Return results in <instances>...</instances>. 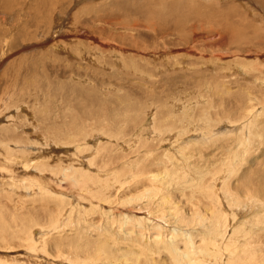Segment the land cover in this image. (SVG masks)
<instances>
[{
	"label": "rangeland",
	"instance_id": "rangeland-1",
	"mask_svg": "<svg viewBox=\"0 0 264 264\" xmlns=\"http://www.w3.org/2000/svg\"><path fill=\"white\" fill-rule=\"evenodd\" d=\"M245 105L256 114L254 135L233 169L246 184L262 187L264 0H0V174L11 179L0 184V259L29 257L21 246L29 236L19 224L26 217L43 222L40 210L54 207L45 196L49 190L42 197L21 193L36 169L65 162L87 170L82 155L87 149L100 152L108 144L126 149L125 142H143L158 120L167 133L182 138L183 152L198 146L191 162L209 167L205 160L232 149L240 130L227 118H239ZM29 112L32 122L26 121ZM208 114L213 126L205 141L198 124ZM93 131L102 136L87 138ZM221 139L225 148L218 146ZM178 143L159 145L177 163ZM8 149L21 165H3ZM65 188L58 192L68 209L77 194ZM82 205L90 209L89 201ZM105 212L113 213L108 206ZM97 218L95 214L87 222ZM71 226L51 232L49 239L59 236L65 244L94 240L88 224ZM41 236L34 229L33 237L42 242Z\"/></svg>",
	"mask_w": 264,
	"mask_h": 264
},
{
	"label": "bare ground",
	"instance_id": "bare-ground-1",
	"mask_svg": "<svg viewBox=\"0 0 264 264\" xmlns=\"http://www.w3.org/2000/svg\"><path fill=\"white\" fill-rule=\"evenodd\" d=\"M248 107L245 105L237 119L226 117L235 122L233 126L240 130L239 136L227 153L216 160L204 161L209 167L191 162V151L198 146H190L186 153L183 152L180 148L182 138L167 133L165 124L158 120L154 126L152 123V133H147L143 142L130 145L125 142L126 149L118 148L117 143V146L103 145L100 152L97 149L93 153L87 149L82 153L83 160L89 165L87 170L77 164V167L73 164L66 167L68 163L65 162L58 168H49L50 165L46 164L41 171L36 169V175L27 179V184L20 188L21 193L28 196L32 192V196L42 197L49 190L52 193L45 196L54 201V207L40 210L46 217L43 222L32 221L29 217L20 222L19 227H26L25 232L29 236L20 245L29 257L1 258L0 264H43L40 256L44 264H264V196H260L264 186L246 184L244 177H237L238 171L233 169L239 167L238 156L247 152L249 138L254 135L251 126H255L256 114ZM25 117L26 121L32 122L30 112ZM211 118L208 114L202 120L207 130L202 129V122L198 124L205 141L210 139ZM8 119L7 123L15 121ZM96 136L101 137L102 133L93 131L87 138ZM190 136L193 135L186 140L188 147ZM30 140L41 145L44 142L38 136H31ZM169 140L172 144L179 142L177 147L181 159L178 163L173 161V155L168 154L166 148L159 147ZM80 141L81 137H78L75 143ZM218 146L226 147L222 139ZM6 152L10 156L4 166L10 162H22L14 157L11 150ZM216 162H219L218 167ZM22 168L29 176L26 166L22 165ZM53 169L59 171L54 172ZM235 176L233 187L231 182ZM8 180L11 179L0 174V184ZM64 188H70L77 194V199H71L75 204L72 205L70 200L66 205L68 209L64 205L66 198L59 193ZM82 200L90 202L89 210H83ZM93 200L97 203L93 204ZM55 203L60 206V212ZM105 206L110 207L113 213L107 216ZM134 209L139 211L134 212ZM130 213L137 215L130 216ZM95 214L99 216L97 221L87 222ZM85 224L95 233L94 240L90 242L82 243L79 239L75 244L69 240L65 244L59 236L49 239L53 231ZM168 226L172 228L167 229ZM34 229H38L45 238L42 242L33 237ZM107 237L111 238V243ZM102 240L104 247L101 248L99 243Z\"/></svg>",
	"mask_w": 264,
	"mask_h": 264
}]
</instances>
